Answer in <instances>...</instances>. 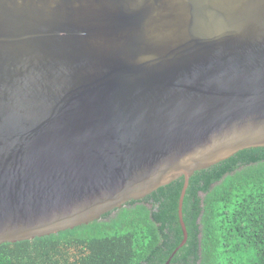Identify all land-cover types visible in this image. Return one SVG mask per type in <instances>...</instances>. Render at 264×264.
<instances>
[{
	"label": "water",
	"instance_id": "95a60500",
	"mask_svg": "<svg viewBox=\"0 0 264 264\" xmlns=\"http://www.w3.org/2000/svg\"><path fill=\"white\" fill-rule=\"evenodd\" d=\"M255 148L264 0H0V245Z\"/></svg>",
	"mask_w": 264,
	"mask_h": 264
},
{
	"label": "trees",
	"instance_id": "16d2710c",
	"mask_svg": "<svg viewBox=\"0 0 264 264\" xmlns=\"http://www.w3.org/2000/svg\"><path fill=\"white\" fill-rule=\"evenodd\" d=\"M88 225L0 245V264H264V148L247 149Z\"/></svg>",
	"mask_w": 264,
	"mask_h": 264
}]
</instances>
